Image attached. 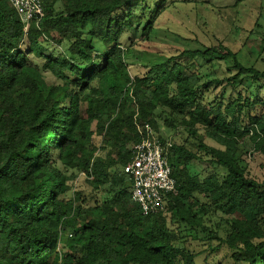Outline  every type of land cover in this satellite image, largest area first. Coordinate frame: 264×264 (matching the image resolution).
Returning <instances> with one entry per match:
<instances>
[{
  "label": "trees",
  "instance_id": "trees-1",
  "mask_svg": "<svg viewBox=\"0 0 264 264\" xmlns=\"http://www.w3.org/2000/svg\"><path fill=\"white\" fill-rule=\"evenodd\" d=\"M146 1L45 0L44 16L27 25L0 0V264H210L187 234L212 253L225 244L236 263L264 264V179L243 156L264 160V70L219 40L132 78L135 43L123 40L144 20L152 28ZM227 61L222 76L201 72ZM160 120L182 135L167 148L177 187L163 211L143 215L124 166L144 126ZM67 171L91 186L72 193Z\"/></svg>",
  "mask_w": 264,
  "mask_h": 264
},
{
  "label": "rangeland",
  "instance_id": "rangeland-1",
  "mask_svg": "<svg viewBox=\"0 0 264 264\" xmlns=\"http://www.w3.org/2000/svg\"><path fill=\"white\" fill-rule=\"evenodd\" d=\"M140 6L146 9L145 14L152 16L154 23L151 29L145 30L146 21L144 20L143 24L134 26L132 33L123 40L127 47L129 44L135 43L134 48H129L126 54L128 70L132 78L144 74L146 65L159 62L163 57L178 54L184 49H204L217 44L219 40L238 53L239 60L243 65H255L258 69L264 70V51L262 54L256 51L260 41L264 38V0H243L238 4L237 0H165L159 9L153 6V0H147ZM55 7L60 9V1ZM65 45H50L49 50L54 55H58L65 51ZM103 49L104 47L97 44L98 51H103ZM31 58L39 64L44 62L43 58L33 55ZM231 65V61H227L222 63L221 67L215 66L213 69L203 63L201 72L210 77L214 74L222 76V70ZM45 77L49 84L55 82V78L49 72L45 73ZM261 94L264 97V90L261 91ZM92 128L95 129V124ZM154 132L156 136L163 137L169 142L180 141L182 137L180 133L177 137L172 129L166 128L162 120L157 122ZM244 145L247 151L252 150L250 142L247 141ZM243 156L250 174L263 180L264 160L260 156L248 152ZM192 166L194 168L192 172L202 169L199 164L193 163ZM58 167L63 168L59 162ZM68 175H71L72 178L68 181L73 190L72 193L86 190L91 186L87 176L81 171L68 172ZM206 223L210 225L208 221ZM226 228L224 224L220 230L222 238L226 237ZM67 236L68 231L62 229L59 248L66 241ZM184 240H186V246L191 249L204 250L199 257L200 262L206 260L210 264L218 262L239 264L232 258V252L225 244L212 253L204 245H201V242L194 240L188 234Z\"/></svg>",
  "mask_w": 264,
  "mask_h": 264
},
{
  "label": "built area",
  "instance_id": "built-area-1",
  "mask_svg": "<svg viewBox=\"0 0 264 264\" xmlns=\"http://www.w3.org/2000/svg\"><path fill=\"white\" fill-rule=\"evenodd\" d=\"M9 2L27 25L33 20L38 23L44 16L45 0ZM144 129L146 135L133 145L132 157L124 166V172L132 180V200L139 205L143 215H148L164 210L165 196L176 190L177 180L172 175L168 160L169 141L163 144L149 124Z\"/></svg>",
  "mask_w": 264,
  "mask_h": 264
}]
</instances>
